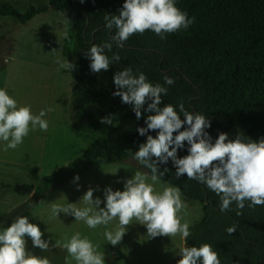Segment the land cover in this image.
<instances>
[{
    "label": "trees",
    "instance_id": "obj_1",
    "mask_svg": "<svg viewBox=\"0 0 264 264\" xmlns=\"http://www.w3.org/2000/svg\"><path fill=\"white\" fill-rule=\"evenodd\" d=\"M123 2L53 0L47 8L32 6L25 13L11 5L0 6V19L13 18L21 27L50 12L69 21L80 62L71 117L74 122H87L93 131L82 157L40 179L34 196L20 210L29 213L51 191L71 183L93 166L125 164L133 159V152L146 140L137 128L145 127L144 120L152 113L142 110L137 120L131 105L112 95L116 91L114 73L125 67L134 75L144 73L154 85L166 87L161 106L172 104L181 119L180 103L186 111L206 116L211 125L206 131L213 142L221 132L228 133L229 139L239 136L245 142L264 137V0H176V6L194 18L187 29L167 33L163 39L150 30L135 33L124 47L113 44L112 51L105 50L110 59L119 55L118 62L113 61L106 71L93 73L84 53L114 35V29L105 30L104 16L118 14ZM165 75L173 78L172 85L164 83ZM106 116L112 117V124L100 122ZM148 134L155 136L156 131ZM185 155L186 149L178 150V156ZM165 167L170 171L160 180L179 187L186 202L203 205V217L190 226L185 246L211 245L220 264H264V205L248 207L245 201L242 209L233 203L230 210L221 212L220 198L214 192L186 174L177 179L171 161L160 165L161 170ZM136 169L151 176L139 163ZM233 225L236 231L229 235L226 229Z\"/></svg>",
    "mask_w": 264,
    "mask_h": 264
},
{
    "label": "clouds",
    "instance_id": "obj_2",
    "mask_svg": "<svg viewBox=\"0 0 264 264\" xmlns=\"http://www.w3.org/2000/svg\"><path fill=\"white\" fill-rule=\"evenodd\" d=\"M193 22L194 18H189L176 6V0H124L118 14L104 16L105 30L112 32L114 29V35L107 42L93 44L84 55L90 60L91 72L106 71L113 61L120 60L117 54L111 59L105 54V50L112 51L113 44L122 48L131 35L143 34L146 30L163 39L165 34L187 29ZM57 64L62 70L74 68L68 61L58 60ZM113 83L116 91L112 95L131 105L137 120L141 118L142 110L152 113L144 120L146 126L137 128L138 134L146 136V140L133 152V159L150 170L151 183L147 174L136 171L123 182L122 191L106 187L103 200L100 197L94 199V189L89 188L80 198L84 207L69 202L66 205L53 204L50 218H58L64 213L74 217V221H82L89 229L107 226L115 220V228L104 232V238L113 247L122 241L126 226L134 218L146 227L149 238L179 234L186 243L191 232L189 223H181L182 215H179L186 214L187 210L181 190L176 186H163L161 192L153 189V184L170 171L167 167L160 168L169 161L175 168L177 179L186 174L188 179L196 180L214 192L220 198L221 212L230 210L233 203L237 209H242L245 201L249 202L248 207L264 205V137L245 142L239 136L229 139L228 133L221 132L213 142L206 131L211 126L206 116L188 112L180 103L181 119L172 104L161 106L162 95H167L168 89L159 83L152 84L144 73L134 75L130 67H125L114 73ZM164 83L172 85L174 80L165 75ZM51 111L53 109L49 107L33 114L30 106H18L8 90L0 88L2 149H16L30 131L46 132L49 122L45 117ZM100 122L112 124L113 119L106 116ZM185 125L187 127L181 131ZM151 130L156 131L155 136L148 134ZM185 149L187 155L178 156V150ZM76 181H79V175L73 178V182ZM226 231L231 235L236 231L235 225ZM43 237L38 224L30 222L29 217L14 218L7 227L0 228V264H49L46 257H37L26 250V239H30L32 248L41 251L62 246L68 253L65 264H72V261L75 264H105L103 253L97 251L98 246L80 232L67 238L63 244L60 241L52 243L51 236ZM177 255L180 259L176 264H220L217 252L209 244L182 246Z\"/></svg>",
    "mask_w": 264,
    "mask_h": 264
},
{
    "label": "rangeland",
    "instance_id": "obj_3",
    "mask_svg": "<svg viewBox=\"0 0 264 264\" xmlns=\"http://www.w3.org/2000/svg\"><path fill=\"white\" fill-rule=\"evenodd\" d=\"M51 1L0 0V6L11 5L25 13L32 6L40 9L49 7ZM36 19L32 23L39 26L37 29L31 27L32 23L21 27L13 18L0 21L1 38L19 42L22 55L36 56L32 63L0 62V88L7 89L17 100L18 106H30L33 114H39L41 109H53L45 117L49 122L46 132L30 131L16 149L4 151L0 146V228L7 227L18 216H27L30 222L38 224L44 233L43 238L52 237V243L60 241L63 244L67 238L80 232L98 246L97 251L103 253L105 264H176L180 259L177 255L179 249L185 246L179 234L149 238L146 227L134 218L126 226L122 241L113 247L104 238V232L115 228V220L107 226L89 229L82 221H74V217L64 213H60L58 218H50L53 204L66 205L69 202L84 207L80 198L89 188L94 189V199L100 197L102 200L103 191L108 186L122 191L123 182L140 171L136 169L138 162L134 159L125 164L93 166L79 176V181H72L51 191L29 213L20 210L34 196L40 179L81 158L93 137L92 128L87 122H74L71 117L73 87L69 96L67 85L71 79L76 81L78 78L80 62L76 55L77 46L67 55L71 61L63 55L62 45L68 44L71 47L74 39L70 23L63 15L54 12L40 15ZM45 27L49 32L47 41L41 37V29ZM36 49L45 52H36ZM26 50H34L35 53H27ZM58 60L68 61L74 68L59 69ZM163 186L173 185L159 180L153 184V189L161 192ZM182 200L185 201L183 197ZM185 203L186 214H179L182 215L181 223L188 222L191 226L203 217V205L197 202ZM26 250L37 257H46L49 264H65V257L68 256L62 246L50 247L47 251L32 248L30 239H26Z\"/></svg>",
    "mask_w": 264,
    "mask_h": 264
},
{
    "label": "crops",
    "instance_id": "obj_4",
    "mask_svg": "<svg viewBox=\"0 0 264 264\" xmlns=\"http://www.w3.org/2000/svg\"><path fill=\"white\" fill-rule=\"evenodd\" d=\"M45 8H47V7H45ZM42 9H44V8H42ZM43 15H47V14H43ZM6 19H8V18H6ZM36 20L37 19H35L33 23H35ZM0 21H3V19H0ZM33 23L31 24L32 25L31 27L34 26L33 29H37L39 26L33 25ZM71 29H72V27H71ZM72 33H73V38H74L73 39L72 46L70 47L68 44L67 45H62L63 55L67 59H69V57H67V55H69L70 51L71 50L74 51L75 50V46H77V43H76V39H75V35H74L73 30H72ZM48 36H49L48 28L45 27L44 29H41V37H44L43 39L45 41L48 40ZM18 43L19 42L15 43V41H12V40L9 41L8 39H6V37H3V38L0 37V62H3V63H10V62H12V63L13 62L32 63L34 61L33 58L36 57L35 55H22L21 54V49L18 46ZM26 52L27 53H35L34 50H26ZM36 52L44 53L45 50H43V49H40V50L39 49H36ZM76 55L78 56V59H79V48H78V53ZM77 79L78 78H76V81H74L75 79L74 80L71 79L70 82L67 85V94L69 96H70V89L72 87H74V85L77 82ZM72 99H73V88H72Z\"/></svg>",
    "mask_w": 264,
    "mask_h": 264
}]
</instances>
